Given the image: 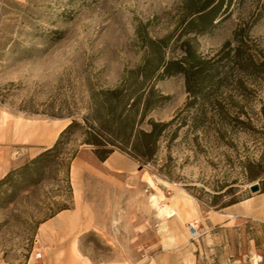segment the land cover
Wrapping results in <instances>:
<instances>
[{"label":"rangeland","instance_id":"374dc122","mask_svg":"<svg viewBox=\"0 0 264 264\" xmlns=\"http://www.w3.org/2000/svg\"><path fill=\"white\" fill-rule=\"evenodd\" d=\"M183 5L184 0H0V138L11 126L15 138H21V127L29 123H40L50 133L56 130L52 125L64 124L56 140L73 118L81 121L90 112L102 91L117 86L128 70L152 56L150 40L172 35L173 44ZM229 11L209 31L189 35L198 52L211 57L226 41L235 46L233 34L241 26L248 36L247 51L264 63V0H233ZM179 53L178 48L174 53L166 48L165 57ZM155 86L169 98L148 112L139 127L148 129L149 118L168 121L182 112L159 138L153 160L138 161L154 189L147 192L148 201L157 194L172 215L164 201L170 188L182 189L214 210L255 193L249 189L253 183L264 189V72L241 75L234 69L226 85L215 91V102L202 111L184 110L189 96L182 75L158 80ZM69 138L62 155L67 166L47 164L36 182L14 193L8 185L0 188V260L6 264H42L41 256L35 259L41 252L40 224L74 207V160L93 151L81 143V131ZM34 156L26 153L11 169ZM157 183H167L164 194ZM100 205L107 213L116 209L105 199ZM157 211L154 208V238L162 220ZM96 230L75 238L79 251L96 260L113 257L112 244L123 240L105 241ZM259 249L261 256L253 254L250 264H264V247Z\"/></svg>","mask_w":264,"mask_h":264},{"label":"crops","instance_id":"0c3cea01","mask_svg":"<svg viewBox=\"0 0 264 264\" xmlns=\"http://www.w3.org/2000/svg\"><path fill=\"white\" fill-rule=\"evenodd\" d=\"M64 126L52 125L56 130L50 133L40 123H29L21 127V138H15L12 126L8 128L4 138H0V178L22 163L26 153L32 157L50 147ZM26 133L28 138H24ZM74 161L75 170L71 171L74 207L59 211L38 228L42 264H250L253 254L258 259L261 256L264 190L214 210L205 209L184 190L167 186L171 190L169 196L164 195V201L174 213L159 216L162 220L154 238V207L147 200L151 187L137 160L113 151L104 160L91 153L85 158L77 156ZM167 183L156 184L163 194ZM101 199L116 209L120 204L121 212L102 211ZM193 221L202 229L196 240L191 239L187 229V224ZM95 230L105 241L123 240L112 244L113 257L96 260L79 251L75 238ZM0 264L6 263L0 260Z\"/></svg>","mask_w":264,"mask_h":264},{"label":"trees","instance_id":"16d2710c","mask_svg":"<svg viewBox=\"0 0 264 264\" xmlns=\"http://www.w3.org/2000/svg\"><path fill=\"white\" fill-rule=\"evenodd\" d=\"M232 1L184 0V12L173 44H169L172 35L150 40L151 57L128 70L117 86L102 91L99 100H94L90 112L82 116L81 121L73 118L52 146L19 167L9 170L0 178V188L8 185L14 193L20 187L36 182L47 164L57 162L58 165L67 166L68 161L62 156L65 153L64 145L76 131H81V143L91 146L99 160L106 159L118 148L141 163H149L156 154L159 138L170 124L180 118L182 112L180 110L168 121L149 118L148 129L138 126L148 112L161 106L169 98V95L162 94L156 88L158 80L182 75L189 96L184 110L193 108L195 111H202L206 104L215 102V91L226 85L234 69L241 75L247 71L264 72L260 70L264 63L247 51L248 36L243 33L241 26L233 34L235 46L226 41L211 57L201 55L189 37L190 34L209 31L225 18L230 12ZM138 33L141 34L140 31ZM175 47L180 51L179 55L166 58V48L174 53ZM192 121L196 126V116ZM181 125L182 123L178 126ZM75 152L76 150L72 152L71 158L75 156Z\"/></svg>","mask_w":264,"mask_h":264},{"label":"bare ground","instance_id":"6f19581e","mask_svg":"<svg viewBox=\"0 0 264 264\" xmlns=\"http://www.w3.org/2000/svg\"><path fill=\"white\" fill-rule=\"evenodd\" d=\"M150 201H151V205L158 210L157 211L158 216H164V217L170 216V213L168 212V207L166 205L160 204L157 194L156 195L152 194L150 196Z\"/></svg>","mask_w":264,"mask_h":264},{"label":"built area","instance_id":"2783aa9c","mask_svg":"<svg viewBox=\"0 0 264 264\" xmlns=\"http://www.w3.org/2000/svg\"><path fill=\"white\" fill-rule=\"evenodd\" d=\"M187 229L192 240L197 239L200 236V232L202 231L201 227L197 224V222L188 223ZM40 256L41 253L39 251L36 252L35 259H38Z\"/></svg>","mask_w":264,"mask_h":264},{"label":"water","instance_id":"95a60500","mask_svg":"<svg viewBox=\"0 0 264 264\" xmlns=\"http://www.w3.org/2000/svg\"><path fill=\"white\" fill-rule=\"evenodd\" d=\"M251 192H258L260 190L258 183H253L249 186Z\"/></svg>","mask_w":264,"mask_h":264}]
</instances>
